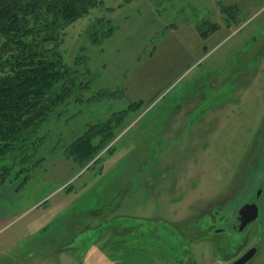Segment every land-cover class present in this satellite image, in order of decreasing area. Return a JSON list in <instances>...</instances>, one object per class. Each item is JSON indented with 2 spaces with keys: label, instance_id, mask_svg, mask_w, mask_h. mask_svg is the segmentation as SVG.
Instances as JSON below:
<instances>
[{
  "label": "rangeland",
  "instance_id": "1",
  "mask_svg": "<svg viewBox=\"0 0 264 264\" xmlns=\"http://www.w3.org/2000/svg\"><path fill=\"white\" fill-rule=\"evenodd\" d=\"M98 1L59 29V94L0 154L18 199L0 264H226L252 245L264 264V191L245 232L205 237L263 171L264 0Z\"/></svg>",
  "mask_w": 264,
  "mask_h": 264
},
{
  "label": "trees",
  "instance_id": "2",
  "mask_svg": "<svg viewBox=\"0 0 264 264\" xmlns=\"http://www.w3.org/2000/svg\"><path fill=\"white\" fill-rule=\"evenodd\" d=\"M98 2L0 0V154L10 150L9 142H16L24 124L29 125L49 105L50 95L59 94L61 80L69 71L62 57L57 53L56 59L53 53L61 41L59 29ZM199 28L204 35L207 29ZM49 42L54 46L47 47ZM86 141L91 147L84 152L88 158L97 145L90 138Z\"/></svg>",
  "mask_w": 264,
  "mask_h": 264
},
{
  "label": "flooded vegetation",
  "instance_id": "3",
  "mask_svg": "<svg viewBox=\"0 0 264 264\" xmlns=\"http://www.w3.org/2000/svg\"><path fill=\"white\" fill-rule=\"evenodd\" d=\"M258 156L259 157H263L262 161H261V169H263V171H261V173L258 175L257 177V180H258V188L255 192V196H250V197H247L246 198V201L243 202L239 208L237 209L236 213L233 217H230L229 219H226V216L224 215H221L220 218H222V225L221 226H218L216 224V222H214L215 220H217V215L214 216V220L212 221V223H210L207 227L208 229L206 230L207 232V236L205 237H213V236H216L218 234H225L227 232L231 233L232 231H235L237 233H243L245 232L246 229L249 228V226L255 222L259 217H257L254 221L248 223L244 228H240V225L239 223L237 222V217H238V214H239V210L245 205V204H251L253 206H256L258 203V200L260 199L263 191H264V150L261 149L259 150L258 152ZM259 167V166H258ZM253 168H255L253 166ZM252 168V169H253ZM259 169V168H257ZM256 209H257V206H256ZM219 211V210H218ZM220 212V211H219ZM221 213V212H220ZM184 234V233H183ZM190 241H193V237L192 238H188ZM262 242V241H260ZM190 243V242H189ZM262 244V243H261ZM252 247H256V253L253 255V257L248 260L246 263L244 264H249L253 259L254 257H256L259 253H260V245H252L251 247H249L247 250H245L244 252L240 253L237 257H235L234 259H232L231 261L229 262H226V264H231L233 263L234 261H236L238 258H240L246 251H248L250 248ZM187 263L189 264H199V262L197 261V259L193 256V253H190V256L189 258L187 259Z\"/></svg>",
  "mask_w": 264,
  "mask_h": 264
},
{
  "label": "water",
  "instance_id": "4",
  "mask_svg": "<svg viewBox=\"0 0 264 264\" xmlns=\"http://www.w3.org/2000/svg\"><path fill=\"white\" fill-rule=\"evenodd\" d=\"M258 217V211L256 206L251 204H245L240 210L237 217V222L240 225V228H244L248 223L254 221ZM256 247L250 248L246 251L240 258L234 261L231 264H244L250 260L253 255L256 253Z\"/></svg>",
  "mask_w": 264,
  "mask_h": 264
},
{
  "label": "crops",
  "instance_id": "5",
  "mask_svg": "<svg viewBox=\"0 0 264 264\" xmlns=\"http://www.w3.org/2000/svg\"><path fill=\"white\" fill-rule=\"evenodd\" d=\"M195 28L194 29L199 33V38L201 39L203 35L201 34V32H199L200 30L199 25H197ZM8 202L10 201L3 199V197L0 198V231L4 229V226H5L4 223H8L6 221L3 222V220L5 219L8 220L9 213L11 214L17 211V210H13L15 206L18 209V199L16 197H14V199L12 200V202H10V204H8Z\"/></svg>",
  "mask_w": 264,
  "mask_h": 264
},
{
  "label": "bare ground",
  "instance_id": "6",
  "mask_svg": "<svg viewBox=\"0 0 264 264\" xmlns=\"http://www.w3.org/2000/svg\"><path fill=\"white\" fill-rule=\"evenodd\" d=\"M207 22V21H206ZM208 23V22H207Z\"/></svg>",
  "mask_w": 264,
  "mask_h": 264
}]
</instances>
